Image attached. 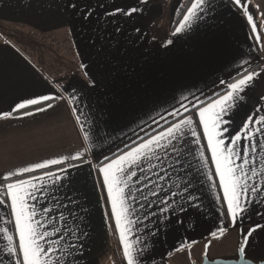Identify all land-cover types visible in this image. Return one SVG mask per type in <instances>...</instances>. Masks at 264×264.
<instances>
[{"label":"crops","instance_id":"0c3cea01","mask_svg":"<svg viewBox=\"0 0 264 264\" xmlns=\"http://www.w3.org/2000/svg\"><path fill=\"white\" fill-rule=\"evenodd\" d=\"M66 2L0 0V25L18 26L48 40L63 42L60 45L66 47L72 66L45 63L41 67L15 43L0 40V112L11 111L15 104L39 95L63 97L47 102L53 107L45 112H36L39 106H31L13 112L6 120L0 119V176L11 169L81 152V160L51 167L64 178L52 185L46 177L47 193L40 200L52 210L53 226L64 237L59 244L61 264H127L114 218L105 216L110 203L99 183L102 176L98 167L107 162L105 156L122 154L128 150L126 145L133 146L132 141L140 143L141 138L155 135L178 119L168 113L181 103L188 104L194 97L206 99L222 91L221 80L230 82L245 69L260 72L264 67V48L259 46L264 44V0H249L256 32L243 15H233L235 8L229 12L221 0H214L211 16L193 22L191 29L178 34L179 39L173 33L191 0H79L82 12L91 6L90 23H84L79 14H70ZM132 7L139 10L131 16L107 14L116 8ZM257 32L259 40L255 39ZM169 39L173 45L167 44ZM86 72L97 78L95 88L84 87ZM242 95L243 100L234 110L233 127L244 114L264 109V100L257 103L264 96V73ZM25 111L34 115L26 116ZM259 114L264 116V110ZM81 124L89 131L87 141ZM206 143L202 137L199 146H182L179 162L177 154L165 155L160 149L161 159L152 155L150 162L143 163V173L138 172L141 182L133 185L137 201L131 209L136 221V236L132 239L138 236L151 253L147 264H202L205 258H239L241 238L228 223V217L222 215L226 201L221 199L219 177H213L216 188L207 178L214 162L209 159L206 164L199 158L201 151L211 156L210 150L202 147ZM252 151L256 161L253 166L259 169L264 161V147ZM60 168L67 172L61 174ZM189 181L193 185L189 191L198 197L199 209L189 206L186 200L188 193L184 188ZM136 188L140 191L136 192ZM153 190L159 195L153 196ZM171 193L176 196L173 198ZM161 199L169 200L174 211L166 214V220L161 216L158 221L151 213L159 214L164 207ZM252 200L253 212L242 225L245 229L254 227L255 222L264 224V192L253 195ZM6 220V211L0 209V228L13 231ZM218 226L225 232L223 236L217 232L219 238H213L210 231H216ZM73 244H83L82 257L70 247ZM6 245L4 234L0 233V258L4 264H8ZM250 248L264 254V235L259 230L250 238Z\"/></svg>","mask_w":264,"mask_h":264},{"label":"snow or ice","instance_id":"6c2138e0","mask_svg":"<svg viewBox=\"0 0 264 264\" xmlns=\"http://www.w3.org/2000/svg\"><path fill=\"white\" fill-rule=\"evenodd\" d=\"M221 4L229 12L235 8L236 11L233 15H243L251 25L253 32H256L257 25L254 22L253 13L249 11V0H221ZM66 7L70 10V14H79L84 23L91 22L90 17L93 16V11L90 5L86 11L82 12L79 0H67ZM253 7L259 8V5ZM138 10L137 7H132L129 10L116 8L115 12L107 14L131 16ZM214 11V0H191V5L187 8L183 21L175 29L173 35L179 39L178 34L191 29L193 22L204 16H211ZM255 39H260L258 32ZM173 43L172 39L167 41L168 45H173ZM259 46L264 48V44ZM247 63L248 61H245V64ZM82 67L87 66L82 65ZM261 73H264V67H261L260 72H256L254 69H245L230 82L221 80L222 91L214 92L206 99L194 97L193 100H189L188 104L181 103L179 108L169 112L168 115L179 118L169 123L166 128H162L155 135H149L147 139L141 138L140 143L132 141L133 146L126 145L128 150L123 151L120 155H115L114 158L104 157L107 162L102 163L97 170L102 176L99 183L102 189L106 190V200L110 203V208L105 211V216L114 218L115 228L118 231L123 256L127 264H147L148 260L152 259L151 253L146 251V245H143L139 237L132 239L133 236H136L134 231L136 221L132 219L131 209L133 203L137 201L133 185L141 182L138 172L143 173V163L150 162L152 155H156V158L160 160L161 156L158 153L160 149L164 150L165 155L177 154L175 158L179 162L183 155L182 146L187 147L192 144L199 146L202 137L207 141L202 147L209 149L211 156L208 157L204 151H201L199 158L206 164L209 159L214 162L215 167L209 169L210 174L207 178L212 182L211 186L216 188L217 182L213 177H219L218 185L223 189L221 199L226 201V210L222 215L228 217V223L237 230L241 238L237 248L238 257L241 260L245 259V256L249 257L247 264H264V254H257L250 248V238L254 233L259 230V234L264 235V224L255 222L254 227L247 229L242 226L244 220L250 218L253 212L252 205L255 201L252 200V196H259L264 192V161L261 162L259 169L254 167L256 161L252 151L254 148L264 147V116L259 114L264 109H255L254 114H244L240 118V123L233 127L234 110L237 108L238 102L243 100L242 94L247 93ZM85 76L87 79L84 82V87L95 88L98 82L97 78L88 76L87 72ZM57 98L63 99L62 96L39 95L36 98L23 100L15 104L11 111L0 112V119L6 120L12 116L13 112H20L31 106H39L36 108V112H45L53 107L51 103L47 102ZM183 99L188 100V96H184ZM261 100H264V96H261L257 103ZM24 115L30 116L34 113L25 111ZM76 119L80 120V117L77 116ZM161 119L164 117L162 116ZM166 123L168 122L166 121ZM81 131L84 140L87 141L89 131H85L83 124H81ZM245 151H247V155H244ZM190 153L191 149L189 148ZM81 159L82 153L77 152L75 155L46 159L28 166L11 169L0 176V209L6 211V223L13 228L11 232L8 227L0 228V233H3L7 240L4 251L7 254L8 264H61L62 257L58 255L60 253L59 244L64 237L61 230L53 226L52 210L46 205L40 204V200L42 194L47 193L48 185L44 182L46 177L52 185L64 178L63 175L51 171V167L65 164L69 160ZM68 167H78V165L68 164ZM37 171L42 172V175H34ZM59 171L63 174L67 172V169L60 168ZM157 175L159 174L157 173ZM258 176L260 179L257 181L255 178ZM144 179L149 178L144 177ZM257 184L260 186L257 187ZM191 186H193L191 181L185 185L184 191L188 193L186 200L189 206L199 209V205L196 203L198 197L189 191ZM139 191L140 188H136V192ZM152 195L158 196L159 193L153 190ZM171 196L174 198L176 193H171ZM145 199L147 198L145 197ZM160 204L164 207L160 208L159 214L151 213L157 217L158 221L161 216L166 220L168 218L166 214L174 211L169 200L161 199ZM181 210H184L183 206H181ZM255 211L259 214L258 209ZM61 219H64L63 214H61ZM159 226L162 225L158 224ZM217 232L223 236L225 229L218 226L216 231H210V235L213 238H219ZM82 235L87 234L83 233ZM53 237H59V239H53ZM210 244L211 241L205 245V257L208 255L207 248L210 247ZM137 245L143 246L137 247ZM70 247L75 253L83 256V244H73ZM179 250L177 249V251ZM0 264H4L3 258H0Z\"/></svg>","mask_w":264,"mask_h":264},{"label":"rangeland","instance_id":"374dc122","mask_svg":"<svg viewBox=\"0 0 264 264\" xmlns=\"http://www.w3.org/2000/svg\"><path fill=\"white\" fill-rule=\"evenodd\" d=\"M0 40L15 43L41 67H44L45 63L54 64L56 67L57 64L63 63L71 66L67 49L60 45H63V42L59 40H48L31 30L3 24L0 25Z\"/></svg>","mask_w":264,"mask_h":264},{"label":"water","instance_id":"95a60500","mask_svg":"<svg viewBox=\"0 0 264 264\" xmlns=\"http://www.w3.org/2000/svg\"><path fill=\"white\" fill-rule=\"evenodd\" d=\"M247 258L241 260H223V259H217V260H209L208 258H205L202 264H247Z\"/></svg>","mask_w":264,"mask_h":264}]
</instances>
